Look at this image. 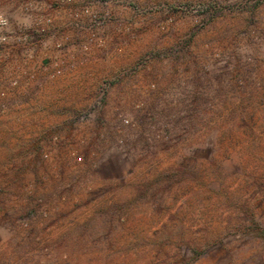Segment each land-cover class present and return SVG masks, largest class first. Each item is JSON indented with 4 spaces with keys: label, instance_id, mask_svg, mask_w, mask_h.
<instances>
[{
    "label": "rangeland",
    "instance_id": "obj_1",
    "mask_svg": "<svg viewBox=\"0 0 264 264\" xmlns=\"http://www.w3.org/2000/svg\"><path fill=\"white\" fill-rule=\"evenodd\" d=\"M242 11L203 27L163 12L71 73L50 99L81 92L75 112L143 62L77 135L0 119V264H264V1Z\"/></svg>",
    "mask_w": 264,
    "mask_h": 264
},
{
    "label": "built area",
    "instance_id": "obj_2",
    "mask_svg": "<svg viewBox=\"0 0 264 264\" xmlns=\"http://www.w3.org/2000/svg\"><path fill=\"white\" fill-rule=\"evenodd\" d=\"M263 1L0 0V119L17 102L33 100L96 56L123 52L131 40L144 35L148 19L152 18L160 30L163 12L192 19L203 27L219 15H236ZM142 65L140 61L135 69H122L103 78L87 107L69 113L67 120L75 127L72 134L79 131L82 123L97 118L119 78ZM121 121L129 124L127 117H121ZM63 139L59 133L48 136L50 147H42V158H55ZM72 154L80 164L77 149Z\"/></svg>",
    "mask_w": 264,
    "mask_h": 264
},
{
    "label": "crops",
    "instance_id": "obj_3",
    "mask_svg": "<svg viewBox=\"0 0 264 264\" xmlns=\"http://www.w3.org/2000/svg\"><path fill=\"white\" fill-rule=\"evenodd\" d=\"M92 64L95 63H91V65ZM83 67L85 69L87 67L90 68L91 66L89 64L88 66ZM83 67L66 74L59 82L45 89L42 94H40L38 97H35L33 100H28L26 102H17L18 104L12 110L10 117L19 116L25 113L28 114L26 116L27 118H31L34 125L32 129L35 131L43 126V124L48 123V120L52 122L54 118L57 120L67 119L69 112L72 111H70L69 109L72 108V106L75 105L76 102H80L79 99L81 92L76 93L75 90H71V87L66 86L67 88L62 93L64 99H61L60 97V101L54 103V101H52L50 97L57 96L56 98H58L61 95L59 94V89L64 84L65 80L67 81L68 77H71L73 75H70L71 73H74L79 69H82Z\"/></svg>",
    "mask_w": 264,
    "mask_h": 264
}]
</instances>
